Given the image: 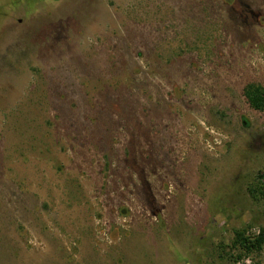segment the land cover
<instances>
[{
	"label": "rangeland",
	"instance_id": "rangeland-1",
	"mask_svg": "<svg viewBox=\"0 0 264 264\" xmlns=\"http://www.w3.org/2000/svg\"><path fill=\"white\" fill-rule=\"evenodd\" d=\"M249 83L264 0H0V264H264Z\"/></svg>",
	"mask_w": 264,
	"mask_h": 264
},
{
	"label": "trees",
	"instance_id": "trees-1",
	"mask_svg": "<svg viewBox=\"0 0 264 264\" xmlns=\"http://www.w3.org/2000/svg\"><path fill=\"white\" fill-rule=\"evenodd\" d=\"M244 96L249 106L256 111H264V87L257 83H249L244 88ZM263 179L264 177L261 176ZM261 188V187H260ZM254 193V192H252ZM247 229L237 230L235 233V240L233 245L239 247L242 254L250 255L252 253H260L264 249V228L259 230L255 236H247ZM233 264H238L242 256L239 255L231 258ZM245 264V263H243ZM261 264V263H254Z\"/></svg>",
	"mask_w": 264,
	"mask_h": 264
}]
</instances>
